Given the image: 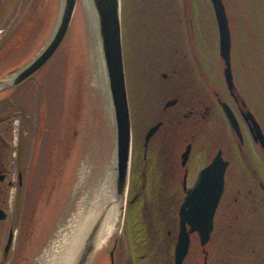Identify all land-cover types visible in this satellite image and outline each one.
Returning a JSON list of instances; mask_svg holds the SVG:
<instances>
[{
    "label": "rangeland",
    "instance_id": "374dc122",
    "mask_svg": "<svg viewBox=\"0 0 264 264\" xmlns=\"http://www.w3.org/2000/svg\"><path fill=\"white\" fill-rule=\"evenodd\" d=\"M60 3L61 0H0V49L8 45L6 37L10 34L13 35L14 44V56L0 64V77L20 68L47 42L55 28ZM224 3L232 33L235 84L264 127V0H224ZM126 22H138L140 25L151 22L150 26L160 25L161 31L167 26L165 24H175V27H171L164 35L155 34L156 41H151L149 57L136 59L131 53L128 59L125 57L135 170L142 133L151 121L144 112L151 106H157L162 100L165 88L160 84V74L173 62L174 50L183 48L182 28L177 31L178 22H192L190 47L192 70L185 73V77H188L190 82L196 77V57L208 73V79L215 89L226 91V85L223 62L219 55L218 27L210 0H121L122 30ZM153 37L152 33L151 39ZM98 47L102 51L92 13L83 1H79L69 34L58 54L31 81L9 94L11 102L0 103V134L5 138V153L12 165L10 173L22 170L25 179L33 188L32 197L25 202L23 208H20L27 212L34 202L38 201V204L41 203L38 209L43 211L46 206L44 201L52 192L51 203L44 209V218L41 216V220L37 221V228H34L35 237H41L43 243L30 260L31 264H44L41 259L53 246L52 242L54 239L60 241L67 234L66 229L72 226L71 221L80 211L81 202L91 195L99 176H102L103 170L112 163L115 155L116 132L113 110L109 89L107 86L103 87L100 82L101 61L96 52ZM194 84L193 82L192 85ZM160 85L163 92L158 89ZM44 115H47L46 122L49 128H45ZM56 120L57 130L54 135V131L49 133L52 131L49 124ZM44 133L51 134L52 138L47 136L46 139H40L42 136L44 138ZM56 141L58 145L67 147L69 153L72 150L78 155L77 163L74 162L73 179L69 180L67 185L64 178L59 179L60 182L54 181V176L52 179L47 178L51 176V172L57 174L59 166L51 167L52 165L48 164L43 166L40 163L43 161L39 155L41 146H45L46 143L45 150L48 151L49 145L53 146ZM256 162L264 176L263 161L257 158ZM62 166L65 175L71 167L69 159ZM45 168L50 169V174L48 172L46 176ZM85 168L87 177L79 186ZM247 189L244 190L245 193ZM142 204L144 206L145 203L131 206L130 216L126 220V232L136 230L132 226L131 217L135 215L134 221H140L136 215L140 212ZM146 204L148 209L144 213L150 216L149 219L153 218L148 226L150 230L146 242L149 243V248H146L147 244L141 246L143 236L146 235L144 229H148L144 225L142 235L136 240L138 246L136 251L131 250V244L127 240L125 255L131 256L132 264H164L162 260L170 258L173 250L164 247L166 245L164 242L168 241L166 233L162 232L165 229L162 228V233L159 232L156 236L152 232L154 228L152 224H155L154 218H157L161 226L168 222L166 216L168 204L158 201H149ZM242 206L240 213L247 217L245 224L252 227L257 242H264V209L256 208L257 205L248 202ZM20 208L17 206L14 212H10L17 224L22 220L17 215ZM57 212L59 215L55 218L54 225L50 227V219ZM120 221L122 220H119L117 226ZM45 230L46 233L43 235ZM112 240L113 236L97 249L91 264H108L106 249L112 246ZM155 241L157 245L152 251L150 249ZM23 249L24 252L16 258L17 264H30L28 258L31 257L33 250L26 251L27 246ZM147 253L149 254L147 258L139 259ZM195 255L196 248L193 249L190 262ZM2 259L0 250V264ZM236 261L239 264H248V255ZM119 264L123 262L120 261Z\"/></svg>",
    "mask_w": 264,
    "mask_h": 264
},
{
    "label": "flooded vegetation",
    "instance_id": "af4514ba",
    "mask_svg": "<svg viewBox=\"0 0 264 264\" xmlns=\"http://www.w3.org/2000/svg\"><path fill=\"white\" fill-rule=\"evenodd\" d=\"M150 23L140 25L138 22H126L123 25L124 63L125 57L128 59L130 53L136 59L149 57L151 41H156L155 34L164 35L171 27H175V24H165L167 26L161 31L160 25L153 27L149 25ZM177 27V31L182 28L183 48L174 50L173 62L160 74V84L165 88L162 100L157 106H151L144 112L151 121L142 133L135 170L132 147L124 226L121 235L114 234L112 246L106 249L108 264H112V253L115 264H119L120 261L123 264H132L131 256L129 258L125 255V242L128 240L131 250L136 251L138 247L136 240L142 235V226L146 225L148 228L153 220L144 213L148 209L146 203L149 201L168 204L166 215L168 222L161 226L157 218H154L152 232L157 236L165 229L162 232L166 233L168 241L164 242L166 244L164 247L172 249L173 254L170 258L162 260V263L175 264V248L181 230V207L200 172L210 165L219 153L223 160L228 162V166L225 173V189L215 213L213 231L205 245H202L196 232L191 234L189 253L183 264H239L236 260L245 255H248V264H264V242L256 241V233L251 230V226L245 224L246 215L240 213V208L247 202L254 203V206L257 205L256 208L264 209V176L256 162L259 158L264 164V151L261 145L254 141L243 113L252 111L263 132L264 127L240 91L237 90L234 97L227 87L226 91H219L213 87L208 79V73L196 57L197 73L193 78L195 84L192 85L193 82L185 77V73L192 70L190 49L192 22H178ZM152 33L154 37L151 39ZM3 38L2 36L1 39ZM6 39L8 45L0 49V64L14 56L13 35H8ZM161 85L158 89L163 92ZM12 92L5 93L0 98V103L11 102L9 94ZM223 103H227L233 110L241 128V137L233 130ZM155 126H158L157 131L146 144L147 134ZM4 143L5 138L0 134V210L6 214L4 219H0V250L3 258L1 264H17L16 258L24 252L25 246L26 251L33 250L31 257L28 258L30 263L37 248L43 243L41 237H35L34 228H37L38 219L44 217V209L51 203L52 192L44 201L46 206L43 211L38 209L41 203L36 206L38 201L34 202L29 211L22 210L25 202L32 197L33 188L25 179L22 170L10 173L12 165L5 153ZM246 188L248 189L245 193ZM141 202L145 204L144 206L142 204L140 212L136 215L140 221H134L135 215L131 217L132 226L137 232L136 230L126 232L130 208ZM17 206L22 207L17 213L22 219L18 224L14 216L10 215ZM59 213L50 219V227L54 225ZM144 230L146 235L143 236L141 246L147 244L150 229ZM45 233L46 230L43 235ZM156 245L157 242L150 250L154 251ZM145 246L149 248V243ZM194 248L197 255L190 262ZM148 255L143 254L139 259H145Z\"/></svg>",
    "mask_w": 264,
    "mask_h": 264
},
{
    "label": "water",
    "instance_id": "95a60500",
    "mask_svg": "<svg viewBox=\"0 0 264 264\" xmlns=\"http://www.w3.org/2000/svg\"><path fill=\"white\" fill-rule=\"evenodd\" d=\"M79 1L83 0H61L58 18L50 38L22 67L0 79V93L18 88L49 64L69 34ZM210 1L219 30V54L224 65L225 83L229 92L235 97L237 88L233 74L232 34L229 17L223 0ZM83 2L91 11L98 28L105 86L109 89L113 110L116 132L115 155L113 157L116 169L115 189L117 196L123 203L122 215L120 216L122 221L114 233L119 235L126 211L132 155V123L123 58L121 0H88V2ZM222 106L233 130L241 137V128L233 110L227 103H223ZM243 116L254 141L259 143L264 151V132L261 125L251 111L243 113ZM157 129L158 126H155L148 132L146 144ZM227 166L228 162L224 161L221 153H219L213 162L200 172L196 183L187 192L188 196L180 211L181 230L175 248V264H183L187 257L192 233L196 232L199 235L202 245L209 241L213 231L215 213L225 189ZM5 217L6 214L0 210V219ZM97 228L98 225L91 230L75 264L92 263L97 251L95 246ZM112 264H115L113 253Z\"/></svg>",
    "mask_w": 264,
    "mask_h": 264
},
{
    "label": "bare ground",
    "instance_id": "6f19581e",
    "mask_svg": "<svg viewBox=\"0 0 264 264\" xmlns=\"http://www.w3.org/2000/svg\"><path fill=\"white\" fill-rule=\"evenodd\" d=\"M83 1L88 2V0ZM96 52L99 61H101L100 82L103 87H106L100 47L96 48ZM86 168L82 171L83 177L79 186L87 177ZM115 177V163L112 160V163L103 170L102 176H99L91 195L81 202L80 211L76 213L71 221L72 226L70 229H66L67 234L60 241L54 239L52 242L53 246L47 250V254L43 258L44 264H73L84 248L91 230L97 225L95 236L97 249L115 233L122 215L121 207L123 206L115 189Z\"/></svg>",
    "mask_w": 264,
    "mask_h": 264
},
{
    "label": "trees",
    "instance_id": "16d2710c",
    "mask_svg": "<svg viewBox=\"0 0 264 264\" xmlns=\"http://www.w3.org/2000/svg\"><path fill=\"white\" fill-rule=\"evenodd\" d=\"M53 67V66H52ZM48 70V69H47ZM1 96L4 95V94H0ZM0 96V97H1ZM3 97V96H2ZM1 97V98H2ZM46 116L47 115H44L45 119H44V123H45V128H49L48 127V122H46ZM53 124V125H52ZM51 125L50 126V129L52 130L51 132L49 133H52L53 131L55 132L54 135H56V130H57V120L54 121L53 123L49 124ZM49 133H44L45 136L43 138V136L40 138V139H46V137L48 136V138H52L51 137V134ZM49 140V139H47ZM51 141V140H49ZM57 144V145H56ZM56 144H54L55 146H59V147H53L52 145H49L48 148H50L48 151H46L45 147L46 146V143H45V146H41V151L39 153L40 155V158L43 159L42 162V165L43 166H46V164H48V166L52 165L51 167H53L54 165H57L60 167L59 169V172H57V174H53V172H51V176L50 177H47L48 179H52L53 176H54V181L56 182H60V180H63L64 178V181H65V185L68 184L69 180H72L73 179V167H74V162L75 164L77 163V159H78V155L77 153H73L72 150L71 152L69 153V149L67 147H63L62 144L61 145H58V142L56 141ZM66 148V149H65ZM66 151V152H65ZM56 153V154H55ZM58 153V154H57ZM67 158V159H66ZM69 159V161L71 162V167L66 171V174L64 175L63 174V164L64 162H66L67 160ZM50 171V169H46L45 168V176L48 175V172ZM42 173V172H41ZM50 174V172H49ZM60 179V180H59ZM62 185H63V182H62ZM38 204V203H37ZM40 204V203H39ZM36 205V206H39ZM32 208V207H31ZM44 218V217H43ZM41 220V219H39ZM42 223V222H41Z\"/></svg>",
    "mask_w": 264,
    "mask_h": 264
}]
</instances>
